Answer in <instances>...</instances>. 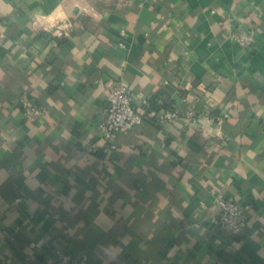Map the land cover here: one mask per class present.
I'll list each match as a JSON object with an SVG mask.
<instances>
[{"label":"crops","instance_id":"1","mask_svg":"<svg viewBox=\"0 0 264 264\" xmlns=\"http://www.w3.org/2000/svg\"><path fill=\"white\" fill-rule=\"evenodd\" d=\"M118 80L148 118L91 153ZM24 101L47 113L25 120ZM214 192L242 205V236L226 241ZM57 251L264 264V0H0V264Z\"/></svg>","mask_w":264,"mask_h":264},{"label":"built area","instance_id":"2","mask_svg":"<svg viewBox=\"0 0 264 264\" xmlns=\"http://www.w3.org/2000/svg\"><path fill=\"white\" fill-rule=\"evenodd\" d=\"M255 29H236L231 34V39L243 48H252L256 40ZM22 114L25 120L34 122L47 113V109L30 102H22ZM187 115L193 118V109H188ZM227 113L210 119L219 122L226 117ZM179 117L176 109H166L156 116L159 123L172 122ZM147 117L132 105V91L125 81L118 80L108 87V98L100 108L96 121V139L90 142L87 150L91 153L107 152L114 148L115 139L122 134L130 132L140 125ZM212 203L216 206L215 223L222 229L226 241L234 237L242 236L245 230L244 210L242 205L233 201L223 192H214ZM201 207L206 205L201 203ZM54 264H79L71 254L64 251L56 252Z\"/></svg>","mask_w":264,"mask_h":264}]
</instances>
